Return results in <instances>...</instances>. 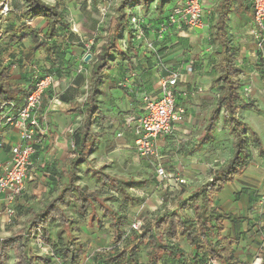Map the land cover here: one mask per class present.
<instances>
[{
    "label": "crops",
    "instance_id": "crops-1",
    "mask_svg": "<svg viewBox=\"0 0 264 264\" xmlns=\"http://www.w3.org/2000/svg\"><path fill=\"white\" fill-rule=\"evenodd\" d=\"M43 1L50 5H58L69 27V32L60 30L52 41H47V47L52 49L50 56H46L43 50L32 53L30 51L32 45L30 39H26L22 43L8 44V31L19 27L21 21L13 14L6 18L0 17V28L6 34L5 41H0V48L2 49L0 50V59L2 65L10 66L12 83L21 87L22 92L26 93L35 78L44 76L52 78L51 84L45 91L41 101V109L47 113L48 131L41 137L40 143L35 147V153L30 157L31 166L25 180L24 191L16 199L14 205L16 214L12 225L19 218L24 219L26 225L22 229L27 226L32 214L40 211L67 183V173L73 159V149H71L70 144L74 141V132L84 118L82 112L68 113V110L77 106L80 110L82 109L88 87L90 64L87 62L91 57L87 61L85 60L87 55L84 51V44L90 39H96V35L100 32L103 34L102 43H104L108 34L107 30L117 17V13L113 15V12H106L109 3H107L108 6H100L98 2L96 4V0ZM178 1L167 0L166 3L161 5L160 0H154L145 7L140 5L133 7L131 2L125 3L126 17L139 15L144 18V37L131 39L127 29L122 30L118 37L120 46L118 52L120 54H114L112 67L105 72L102 83L99 85V95L97 97V106L105 119L95 121L94 131L99 132L100 135L97 138L95 149L78 168L77 185L80 183V173L85 172L90 165H92L91 170L95 177V171H102V168L106 167L101 164L103 162L99 158L101 156L105 158V143L110 138H116L117 134H120L119 137H123L128 145H133L134 150V135L131 129L124 126V118L130 113L138 112L142 95H155L157 93L162 76L157 71L154 62L146 59L147 54L145 53L144 43L146 41H156V27L160 19L167 16ZM219 1L206 0L204 4L203 19L208 28L201 31L172 29L157 41L165 66L181 72L176 87L177 92H188L185 98L177 96L178 105L184 107L186 112L185 122L176 124L170 136L159 137L156 140L161 154V162L162 159L169 157L174 146L178 143L176 138L180 136L183 138L185 157L190 160V164L195 161L200 164L201 159L206 156L204 154L206 151L205 146L210 142H217L218 124L212 140L200 144L209 115L216 108L215 103L214 109H211L214 101H209L203 96L215 94L218 99L221 93L212 84L218 76V60L215 59L216 61L211 62L212 54H216L218 50L217 43L214 41V33L216 23L215 7ZM12 3L14 4L16 1ZM249 12L251 16H249ZM252 25L253 9L250 1L233 0L232 11L227 17L231 41L234 40L235 34L242 33L244 42L252 43L256 47V41L249 34ZM30 27L41 37L45 32L46 23L41 18H37L30 23ZM245 29L247 30L246 34L243 32ZM194 50L197 51L196 55H194ZM254 50L259 54L256 49ZM126 63L132 66L136 72L137 85L133 95L126 94V89L119 85L120 81L125 80L128 76L124 71ZM188 65L192 66L191 73L185 72ZM246 97L244 95V99ZM241 106L243 107L242 110L259 112L257 107L252 102L246 101V99ZM201 112H206L207 116L202 125L199 126L196 123L199 119L194 115ZM221 116L220 111L218 122L228 134L226 126L221 121ZM252 119L253 117L250 120L252 121ZM253 120L254 130L244 122L242 123L257 136H260L258 138L260 140V150L263 154L253 146L252 142H249L248 156L245 159L241 173L234 177L232 182L227 183L213 198L214 216L220 217L218 223L223 227L221 236L232 241L231 254L234 259L240 260L242 264L250 263L257 255L262 259L264 258V134L263 130H260V127L254 123L256 122L255 119ZM70 129L71 132H69ZM112 133H114V136H112ZM228 136L230 150L226 155V161L232 155L231 137L229 134ZM17 140L15 129L0 125V142L4 144L0 148V164L9 161V146L15 144ZM217 153V151L212 153L210 159H216ZM164 166L166 168V165ZM214 170L216 168L212 171ZM98 179L103 184V181L100 178ZM186 181L189 183L186 187L193 184L191 180ZM100 204L104 207H110L108 202L101 201V199ZM71 206L75 207L74 215L67 212ZM62 209L70 220V224L63 227L57 219L48 223L46 225L48 237L50 240L53 239L50 245L45 246L50 247V249L39 253L30 244L32 253L36 256H49L53 249L52 243L57 244L60 239H65L70 235L84 244L86 253L83 258L89 259L88 264H96L99 260L97 254L100 253L97 250L90 251L89 248L102 244L96 238L100 237L99 232L101 234L103 232L108 233V230H111V233L107 234L108 241L112 243L113 233L109 218L102 214L98 206L94 211H87L82 216L78 215L74 202L68 203ZM115 212L126 216L122 211L117 210ZM144 216L147 217L145 214ZM145 217L141 216L142 220L145 221ZM145 222L146 225L152 223L151 220L147 219ZM8 226L10 225L5 224L4 218L0 216V229L2 230ZM89 236L95 237L94 240L90 241V245L85 241V237ZM108 241L103 240L106 244ZM184 251L189 253V248L188 250L184 249ZM89 252L91 255H88ZM100 255L101 257L104 256V260H107L108 257L114 254L109 256V254L101 253ZM56 260L58 259L53 258L51 264ZM141 260L140 262L146 263L145 251L143 260ZM158 264H171V262L168 257L164 256Z\"/></svg>",
    "mask_w": 264,
    "mask_h": 264
},
{
    "label": "trees",
    "instance_id": "trees-1",
    "mask_svg": "<svg viewBox=\"0 0 264 264\" xmlns=\"http://www.w3.org/2000/svg\"><path fill=\"white\" fill-rule=\"evenodd\" d=\"M13 1H16V3L13 4ZM153 1L123 0L117 9V17L107 30L106 41L99 46L97 51L95 46L92 45L91 51L95 55L93 59L91 58L87 62L90 64V69L85 103L82 105L81 110L78 106L68 110V113L82 112L84 118L73 134V159L67 173V183L40 211L32 214L24 229L9 237L0 238V264H6V252L11 249L16 253V264H51L53 258H57L61 264H81L85 255V247L75 237L68 235L65 239H60L57 244H52L53 249L49 256L34 255L29 243V234L32 227L39 224L42 226V243L50 245L51 240L48 237L46 225L57 219L61 226H68L70 220L65 215L62 207L70 202L76 204L79 216L87 211H94L98 206L102 214L110 220L113 236L111 249L106 254H109V256L110 254L114 255L104 260V256L101 257L100 254H97L99 260L96 264H144L140 262V247L145 248V264H158L164 256L168 257L171 264H208L210 259L216 260L218 264H242L240 260L234 259L231 254L232 241L221 236L223 227L218 223L220 217L214 216L215 208L213 207L214 196L241 173L245 159L248 156L249 138L253 146L260 150L258 136L246 127L238 117L239 108L245 103V99L242 86H239L235 79L239 69L234 62V53L227 26V17L232 11L233 0H220L215 7L214 41L218 46L216 51L218 76L212 84L221 93L217 99L216 108L209 115L200 142L202 144L212 140L221 111V121L231 137L232 155L223 166L212 171L210 179L187 198L185 204L192 203V219H182L177 213L169 211L154 219L151 224H145L140 232L129 230L131 223L123 229L126 221L125 216L119 215L111 207L102 206L96 193L88 192L76 184L78 168L95 149L97 138L100 135L99 132L94 131L95 121L105 119L97 106V97L104 73L112 67L114 54H120L117 47L118 37L124 29L128 30L131 39L135 37V31L129 21V18L135 15L126 17L125 3L131 2L133 7L139 5L145 7ZM166 2L167 0H160L161 5ZM10 7L11 11L7 16L10 14L15 15L21 21V25L8 31V44L22 43L24 40L30 39L32 42L30 51L32 53L43 50L46 56H50L52 49L47 47V41H52L60 30L69 32L63 13L56 4L50 5L43 0H10ZM167 16L162 17L158 24L162 23ZM37 18H41L46 23L45 32L41 37L30 27V24L26 23V20L32 22ZM144 25L145 21L142 17L141 30L143 33ZM155 45L160 54L157 40ZM0 50L2 49L0 48ZM146 59L154 62L156 67V62L152 57L146 55ZM125 65L124 71L128 74L126 79H128L130 73L135 75L131 93L128 92L126 87L122 86L124 79L120 81L119 85L126 89V94L133 95L137 85L136 72L132 66L127 63ZM26 93L22 92L21 87L12 83L10 66L2 65L0 59V116L6 110L2 108L3 104L14 103L16 110L21 105ZM143 96H141V99ZM260 153L263 154L261 150ZM94 174L103 181V184H107L120 192L125 201L135 200L128 196L125 188L128 185L127 182L119 181L102 171H95ZM180 239L184 240L189 248V253H186L179 246ZM261 264H264V258Z\"/></svg>",
    "mask_w": 264,
    "mask_h": 264
},
{
    "label": "built area",
    "instance_id": "built-area-1",
    "mask_svg": "<svg viewBox=\"0 0 264 264\" xmlns=\"http://www.w3.org/2000/svg\"><path fill=\"white\" fill-rule=\"evenodd\" d=\"M253 9V25L249 32L252 39L256 41V50L260 53V61L264 69V0H249ZM206 0H179L176 6L168 14L167 18L156 27V40H160L172 29H189L201 31L208 28L203 19V10ZM11 11L10 0H1L0 17L5 18ZM136 38H143L141 30L142 17L139 15L129 18ZM29 25L31 22L26 20ZM74 30V29H73ZM156 41L144 43L145 53L156 62L158 72L162 74L159 81V88L155 95H144L138 112L130 113L124 118V126L131 129L134 135V150L142 160L149 161L155 170L156 177L160 181L167 178L166 169L161 164L160 150L156 144L159 137L170 136L176 124L184 121L186 112L184 107L178 105L177 96L185 98L187 91L178 93L176 90L181 72L170 69L163 63L161 55L155 45ZM93 45V39L84 44L85 54L89 56ZM186 73L192 72V66L185 68ZM135 75L130 73L128 79L122 86L132 91V82ZM50 76L35 78L31 89L25 94L21 105L15 110L14 103H5L2 108L6 109L0 116V125L7 126L17 131L18 140L9 146V161L0 164V216L4 218L5 224L9 225L15 217V201L23 193L25 180L31 166L30 157L35 153V147L40 143L48 131L47 113L41 109V101L44 92L50 86ZM242 92L246 96L248 88L243 86ZM71 132V129L70 131ZM120 134H117L119 137ZM0 142V148L3 147ZM74 149V142L70 144ZM179 185L187 186L186 179L177 178ZM145 225V221L137 218L130 224L129 230L137 232ZM42 226L36 224L32 227L29 240L36 242L41 248ZM262 259L257 255L250 263L261 264ZM208 264H218L210 259Z\"/></svg>",
    "mask_w": 264,
    "mask_h": 264
},
{
    "label": "rangeland",
    "instance_id": "rangeland-1",
    "mask_svg": "<svg viewBox=\"0 0 264 264\" xmlns=\"http://www.w3.org/2000/svg\"><path fill=\"white\" fill-rule=\"evenodd\" d=\"M97 2L100 4V6H108L107 3H109L106 12L110 11L113 12V15H116L117 9L123 0H96V4ZM204 11L205 9L203 12ZM249 16H251L250 12ZM243 32L246 34L247 30L245 29ZM235 35L236 36H234V40L231 41V46L234 53V62L239 69L235 79L239 86H245L248 88L249 92L246 94L247 97L245 99L246 101L252 102L259 110V112H254L253 110H242L243 107L240 106L238 112L239 118L240 121L247 124L250 128H252V130H254L252 121L255 119L256 122L254 123L260 127V130H263L262 132L264 134V70L259 60V54H257L254 50L256 47L252 43L244 42V36H242V33ZM5 38L6 34L3 29L0 28V41L4 42ZM102 38L103 34L100 32V34L98 33L96 35V39H93V45L95 46L96 51L103 42ZM117 47L118 49L120 48L119 43L117 44ZM196 53L197 51L194 50V55H196ZM94 55L95 53L92 51L89 54L92 59L94 58ZM212 56L211 62L218 60V56L215 53H213ZM203 97L207 98L209 101H214L211 108L214 109L217 96L215 94H210ZM194 116L199 119L196 123L200 126V124L202 125L204 122L207 113H196ZM250 116L253 117L252 121L250 120ZM217 124V142H210L205 146L206 151L204 154L206 156L201 159L200 164H198V161H195L193 164L189 163L190 160L187 159L184 154L185 149L183 146L184 143L182 141L183 138H181L182 136L176 138L178 143L174 146V149L171 151L169 157L162 159L161 162L162 166L166 165L165 169L167 178L164 181H160L156 177L155 170L151 166L150 162L140 159L135 150H133V145H128V142L125 141L123 137H113L110 138L109 141H106L105 158L102 156L99 158V160L103 162L101 164L106 166L105 168H102V171L108 173L110 177H114L119 181L127 182L128 185L125 188L128 196L129 198L135 200L125 201L121 193L115 188H112L107 184H102V182L93 175L91 170L92 165H90V167L85 172L80 173L81 178L79 186L83 187L88 192L96 193L101 201L108 202L110 207L115 211H122L123 214L126 215V221L124 223L123 229L128 224L136 221L137 218L142 220L141 216L144 218V214L147 216L145 217V221L146 219L153 221L154 219L169 211L177 213V215H179L182 219L190 220L193 217L191 210L192 203L185 204L187 198L191 196L194 191L200 188L204 182L210 179V173L213 169H217L225 163L227 159L226 155L230 150L229 136L224 131V129L221 128L220 123L218 122ZM104 134L106 135V133ZM112 136H114V133H112ZM216 145L218 146L215 147ZM216 151L218 152L217 158L210 159L211 154ZM177 178L191 180L193 181V184L189 187L179 185L176 182ZM67 212L74 215L75 207L71 206ZM12 223L9 224L10 226L4 227L2 230L0 229V238H6L15 232H19V230L26 225V220L19 218L14 222L13 225ZM108 231V233L103 232L102 234L99 232L100 237L96 238V240H100L102 244L92 246L89 248L90 251L97 250L100 254H104L111 249V243L108 241L109 237L107 235L111 233V230ZM94 239L95 237H85V241L88 243V245H90V241ZM103 240L108 241V243H104ZM29 243L39 253H43V251L50 249V247L45 246V244H42L40 248L36 242L29 240ZM179 246L183 250H188L187 245L182 239L179 240ZM144 251V247L139 248V254L142 260ZM88 255H91V253L89 252ZM5 262L6 264H16V253L13 249L6 252ZM88 263L89 259L84 257L81 264ZM53 264H61V262L56 260L53 262Z\"/></svg>",
    "mask_w": 264,
    "mask_h": 264
},
{
    "label": "water",
    "instance_id": "water-1",
    "mask_svg": "<svg viewBox=\"0 0 264 264\" xmlns=\"http://www.w3.org/2000/svg\"><path fill=\"white\" fill-rule=\"evenodd\" d=\"M89 58H90V56H87V57L85 58V60L87 61Z\"/></svg>",
    "mask_w": 264,
    "mask_h": 264
}]
</instances>
